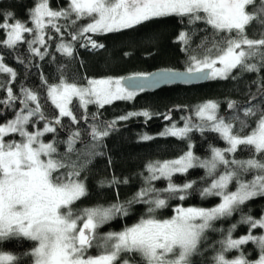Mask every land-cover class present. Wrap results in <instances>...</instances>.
I'll list each match as a JSON object with an SVG mask.
<instances>
[{
	"label": "snow or ice",
	"instance_id": "6c2138e0",
	"mask_svg": "<svg viewBox=\"0 0 264 264\" xmlns=\"http://www.w3.org/2000/svg\"><path fill=\"white\" fill-rule=\"evenodd\" d=\"M0 15L4 17L0 30L6 36L0 43L13 49L24 42L25 33H32L34 38L28 41L29 50L40 59L47 54L41 51V47L46 46L47 29L51 27L61 33L58 23L61 19L71 25L79 20L88 21L69 35L83 47L98 49L104 45L88 34L120 32L162 17L187 18L189 24L201 22L221 37L202 58L191 56L192 65L187 69L190 78L226 80L235 79L232 73L236 69L249 73L264 70V0H68L67 8L58 10L50 7V0H36L29 11L34 27L16 19L12 12ZM254 23L261 29L258 39L248 35V29ZM179 40L187 44L188 34L182 32ZM57 50L69 57L74 55L71 43L61 42ZM3 61L4 57L0 56V73H7L9 81L0 83V89L6 92V98L0 99V104L12 107L19 101L22 107L14 119L0 124V242L13 237L35 242L31 252L23 254L30 257V264H132L136 257L140 258L141 264H194L193 258L202 256L208 247L214 252L211 264H264V234H253L255 229L264 230V216L257 219L243 214L242 209L254 198L264 197V106L244 107V119H241V106L235 101L229 102L227 107L236 113L231 120L218 114L219 105L215 101L198 106L195 112L198 122L188 117L183 127L173 124L160 135L185 139L194 131L202 135L212 132L226 142V148L210 147V157L203 160L189 150L175 160L149 163L147 186L133 200L127 204L85 208L75 213L73 205L87 195L81 171L90 163L91 156L102 155L95 148L115 128L116 121L103 128L92 126L90 134L95 143L91 151L84 153L83 164L66 162L58 152L56 141L46 143L42 138L47 133H56L57 126L62 127L64 117L70 118L73 124L79 123L69 107L74 97L85 109L93 103L102 108L116 100L133 99L137 91L144 90V85L130 90L131 86H125V78L90 79L83 87L62 80L47 90V98L59 110L58 115L49 120L36 92L21 88L22 99L13 93L10 84L17 73ZM20 63L24 61L20 60ZM139 76L148 80L145 74ZM126 79L132 81L137 77ZM258 91L264 105V77L258 81ZM134 115L151 118L145 111L129 113L119 119L126 120ZM251 118L255 120V127L249 128ZM40 120L45 122L42 129L29 131V125ZM235 122L239 123L238 128ZM246 128L249 131L242 134ZM14 134L20 137L19 141L11 139ZM79 138V131L72 133L67 141L68 152L74 151ZM152 138L142 137L143 140ZM241 146L251 152L249 159L236 158ZM193 168L204 169L206 176L211 178L208 186L199 190L201 197H220V202L211 208L178 205L170 218L158 219L155 213L168 207L170 199L183 201L191 194L195 181L175 184L172 177L186 174ZM248 173H252L250 180L244 179ZM159 179L167 180V187L157 189L152 186V181ZM119 182L115 178L111 181ZM230 185H234L235 190H229ZM133 203L148 205L146 218L142 217L123 231L109 232L101 237L98 229L117 216H127ZM237 212L241 216L236 223L227 229L217 226L218 222L228 221ZM239 225H247L248 232L234 238L233 233ZM210 233H220L221 238L210 244ZM250 242L259 249L256 260H249L245 255L243 246ZM93 247L102 249L99 255H88ZM233 251L239 254L230 258L228 254ZM0 264L29 262L0 251Z\"/></svg>",
	"mask_w": 264,
	"mask_h": 264
},
{
	"label": "trees",
	"instance_id": "16d2710c",
	"mask_svg": "<svg viewBox=\"0 0 264 264\" xmlns=\"http://www.w3.org/2000/svg\"><path fill=\"white\" fill-rule=\"evenodd\" d=\"M35 2L36 0H0V13L12 12L16 19L29 26L31 23L29 11L34 7ZM67 6L68 0H50V7L54 10L67 8ZM0 22H4L3 15H0ZM87 22L79 20L75 25H71L70 22L61 19L58 21L61 33L49 27L45 36L46 46L33 45V47H41V51L47 53L43 59L34 56L29 50L28 41L34 38L32 33H25L24 42L19 43L13 49L0 43V56L4 57V64L17 73L15 81L10 84L13 93L21 96L22 99L21 88L36 92L40 98L42 111L49 120H53L58 115V110L47 98L50 85H58L63 80L83 87L90 79L127 78L139 76V74L149 75L159 70L187 71L192 65L191 56L202 58L206 50L211 48L215 41L221 39L210 27L201 22L193 25L188 23L187 18L170 16L156 18L120 32L95 34L96 41L104 47L93 49L81 46L80 41H72L69 35ZM182 32L188 34L187 44L179 40ZM260 32V27L255 23L248 29V35L253 39L260 38ZM5 38L4 31L0 30V42ZM61 42L73 45L74 55L72 57L57 50ZM20 60L24 63L21 64ZM232 75L235 79L230 77L226 80H210L202 86L180 85L166 87L157 92H142L131 100L116 101L102 108L87 106L85 109L77 100H74L71 110L79 123L73 124L70 118L64 117L61 120L62 127L57 126L56 133H49L43 137L46 143L56 141L58 152L64 156L66 162L83 164L86 158L84 153L91 151V146L95 143L90 134L92 126L103 128L104 125L116 121L115 128L95 148V151L102 155L91 156L90 163H87L81 171L87 195L73 205L74 212L79 213L82 209L97 206L127 204L142 188L147 186L146 179L150 175L147 170L149 163L175 160L189 150L203 160L210 157V147L226 148L225 141L212 132H205L202 135L194 131L189 134L190 138L185 139L160 134L170 124L183 127L186 123L185 111L173 112L172 121L167 124L163 122L170 110L176 107L188 109L192 120L198 121L195 116L196 109L208 101H215L219 105L218 114L220 116L226 113L229 102H237L241 106V119H244L242 113L244 107L264 106L261 104L262 97L258 91V81L264 77V70L259 73H249L236 69L233 70ZM8 81V74L0 73V83ZM256 97L259 99L249 104L250 100ZM5 98L6 92L0 89V99ZM4 107L5 105L0 104V111H3ZM18 111V104L15 102L12 107L5 110L3 115H0V124L13 119ZM145 111L151 114V118L134 115L126 120L119 119L129 113ZM235 114L233 110L226 119L231 120ZM33 120L36 118L34 117ZM44 123L40 120L35 125H30L29 129H33L31 126L42 129ZM235 123L238 128L239 123ZM248 124L249 128L255 127L254 118L249 119ZM249 128H246L242 134H247ZM75 131L80 132L79 143L74 145L73 152H68L67 141ZM145 135L153 138L143 140L142 137ZM250 156L251 152L243 149V146L236 153V158L239 160L249 159ZM113 178L120 182L111 183ZM251 178L252 173L244 176L246 180ZM210 179L202 168H193L186 174L174 175L172 181L175 184L195 181L193 190L183 201L170 199L169 206L158 210L155 213L156 217L158 219L170 218L174 215V210L178 205L211 208L218 204L220 197L202 198L199 193L200 189L208 186ZM167 184L168 181L165 179L152 182V186L157 189H163L167 187ZM229 190H235L234 185H231ZM147 207L146 204L133 203L127 216H117L101 226L98 229L99 235L103 237L109 232H120L138 223L142 217L146 218ZM242 209L243 214L259 219L264 216V197L254 198L242 206ZM240 216L241 213L237 212L228 221L218 222L217 226L227 229L232 223H236ZM247 232V225H239L233 237L239 238ZM253 234L260 235L262 230L255 229ZM220 238V233H210L209 243L214 244ZM34 245L35 242L26 238L13 237L0 242V251L22 257L30 264V257L23 254L31 252ZM243 249L249 260L258 259L259 249L254 244L244 245ZM238 254L233 251L228 255L231 258ZM213 255L212 248L208 247L202 256L193 258L194 264H211ZM132 263L141 264L140 258L136 257Z\"/></svg>",
	"mask_w": 264,
	"mask_h": 264
},
{
	"label": "water",
	"instance_id": "95a60500",
	"mask_svg": "<svg viewBox=\"0 0 264 264\" xmlns=\"http://www.w3.org/2000/svg\"><path fill=\"white\" fill-rule=\"evenodd\" d=\"M164 73H171V74H177L174 76H163L162 74ZM148 76V80L145 81L142 78H140V76H131V77H137L136 80H128L125 78L124 83L125 86H131L130 90H136L137 86L139 85H144V90L142 91H137V93H148V92H157L160 91L166 87H171V86H202L205 85L206 83H208L211 79H197V78H190L189 74L187 73V71H176V70H159L156 72H153ZM129 78V77H127ZM260 97V96H259ZM259 97H256L252 100H250L249 104H253L255 103ZM18 104V108L20 109L22 107V105L20 104V102L16 101ZM8 107H4L3 111H0V115H3L5 110ZM180 111H185L186 112V118L191 117L190 116V112L188 109L183 108V107H176L173 108L172 110H170L169 114L167 116H170L171 119H165L163 120V122L165 124L169 123L172 121L173 118V112H180ZM233 110L229 109L227 107V111L226 113L222 116L227 118V115L229 113H231ZM193 122H198V121H193ZM79 141H77L75 144H78Z\"/></svg>",
	"mask_w": 264,
	"mask_h": 264
},
{
	"label": "rangeland",
	"instance_id": "374dc122",
	"mask_svg": "<svg viewBox=\"0 0 264 264\" xmlns=\"http://www.w3.org/2000/svg\"><path fill=\"white\" fill-rule=\"evenodd\" d=\"M28 27H34V25L32 24V23H30V25L28 26ZM88 35H90L91 37H92V39L93 40H95L96 41V39H95V34H88ZM100 35V34H99ZM97 42V41H96ZM98 43V42H97ZM90 47V46H89ZM219 66V65H218ZM211 80H220V79H211ZM87 86V85H86ZM137 94H139V93H136V95ZM74 100H77L78 102H79V100H78V98H73V100H72V102L74 101ZM116 101H124V100H116ZM116 101H113V102H116ZM112 102V103H113ZM72 104V103H71ZM71 104L69 105V107H70V109H71ZM79 104H80V102H79ZM111 104V103H110ZM81 105V104H80ZM106 105H109V104H106ZM88 106H95V107H99L97 104H89ZM105 106V105H104ZM81 107H83L82 105H81ZM58 110V109H57ZM59 111V110H58ZM196 116V115H195ZM197 118V117H196ZM14 119V118H13ZM198 119V118H197ZM172 125L173 124H170V125H168L165 129H164V131L167 129V128H170V127H172ZM176 125V124H175ZM29 127H30V125H29ZM176 127H178L177 125H176ZM31 128H33V129H31V130H35V128L36 127H32L31 126ZM178 128H180V127H178ZM30 129H29V131H31ZM163 131V132H164ZM47 134H49V133H47ZM47 134H45V135H47ZM164 136H171V135H164ZM172 137H176V136H172ZM178 138H180V137H178ZM7 139H9V137H6V140ZM11 139H15V140H17V141H19L20 140V137L18 136V135H13L12 137H11ZM43 139V138H42ZM226 143V142H225ZM226 147H227V144H226ZM194 154V153H193ZM190 170V169H189ZM150 174V173H149ZM176 175V174H175ZM159 180H162V179H159ZM159 180H154V181H152V182H156V181H159ZM231 186V185H230ZM229 186V187H230ZM76 213V212H75ZM175 214V213H174ZM99 233V232H98ZM262 234H264V230H262ZM98 243H103V241H98ZM251 243V242H250ZM102 251V249L101 248H99V247H93L92 249H89V254L91 255V256H96V255H99L100 254V252ZM133 264V263H132Z\"/></svg>",
	"mask_w": 264,
	"mask_h": 264
},
{
	"label": "flooded vegetation",
	"instance_id": "af4514ba",
	"mask_svg": "<svg viewBox=\"0 0 264 264\" xmlns=\"http://www.w3.org/2000/svg\"><path fill=\"white\" fill-rule=\"evenodd\" d=\"M223 115H224V114H223ZM223 115H222V116H223Z\"/></svg>",
	"mask_w": 264,
	"mask_h": 264
}]
</instances>
